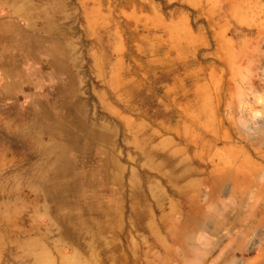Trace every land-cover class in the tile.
<instances>
[{
    "label": "rangeland",
    "instance_id": "rangeland-1",
    "mask_svg": "<svg viewBox=\"0 0 264 264\" xmlns=\"http://www.w3.org/2000/svg\"><path fill=\"white\" fill-rule=\"evenodd\" d=\"M186 13L208 41L196 59L112 92L99 73L110 66L113 21L92 13L86 24L77 0H0V264H264V0H203L197 15ZM200 65L204 72L183 85L218 70L229 148L195 165L202 185L192 228L184 234L178 224L164 249L141 236L137 221L105 231L98 194L96 220H87L80 191L101 187L98 169L125 149L114 111H142L173 128L165 113L175 110L156 91ZM155 162V198L172 187L180 200L179 171L171 170L178 159ZM74 188L80 206L71 204Z\"/></svg>",
    "mask_w": 264,
    "mask_h": 264
},
{
    "label": "crops",
    "instance_id": "crops-1",
    "mask_svg": "<svg viewBox=\"0 0 264 264\" xmlns=\"http://www.w3.org/2000/svg\"><path fill=\"white\" fill-rule=\"evenodd\" d=\"M112 1L117 2L112 6L113 10L107 0H77L86 24L91 21L90 15L95 13L106 22L113 21L116 26L110 66L104 73H99L112 92L120 91L126 79L132 86L139 87L149 76L148 71L165 73L174 65L193 61L198 50L208 45L206 35L201 30L196 32L191 29L192 16L186 13L189 9L197 15L203 0ZM166 5L169 8L164 10ZM107 6L110 8L108 12L105 10ZM10 10L6 7L7 14ZM116 18H119V22ZM119 26L120 30H117ZM183 49L189 50L190 55L183 54ZM204 70L203 65L188 69L164 87L165 99L161 101L167 109L176 112L173 128L161 121L150 120L142 111H139L138 117L114 111L125 151L121 150L120 157L114 156L108 160L109 165L98 169L101 187H84L80 191L81 197L78 196L79 190L73 189L71 204L80 206L78 199L82 198L87 220H96L94 199L98 194L103 201L98 203L101 206L98 220L105 231H115L120 222L137 221L143 231L141 236L154 241L157 239L158 245L164 249L166 245H162L161 240L171 237L177 231L178 224L184 222L178 228L184 234L192 228V214H197L193 207L200 204L197 196L202 185L200 164L205 163L207 157L213 159L225 150L228 152L229 148L220 116L218 70L211 68L205 82L189 89L183 85L185 79L197 76ZM205 136H210V140L205 142ZM201 141L203 143L200 145ZM143 143L148 145L144 147ZM187 146L191 147L188 155L185 150ZM203 146L207 150H202ZM166 154L176 162L178 159L179 165L171 170L174 173L179 171L181 182L177 191L180 200L171 198L172 187L158 189L159 198H155L156 182L154 176L150 175L156 172L155 166H159V169L162 167L155 162V157ZM196 164L200 166L196 167ZM139 175H143L141 184L138 182ZM90 181H95V178L90 177ZM88 199L90 201L87 203ZM180 205L186 208L183 212L179 209ZM156 206L159 213H156ZM187 213L191 216H186ZM130 229L129 224L127 230Z\"/></svg>",
    "mask_w": 264,
    "mask_h": 264
},
{
    "label": "trees",
    "instance_id": "trees-1",
    "mask_svg": "<svg viewBox=\"0 0 264 264\" xmlns=\"http://www.w3.org/2000/svg\"><path fill=\"white\" fill-rule=\"evenodd\" d=\"M156 96H160V97H163V89L159 88L157 91H156ZM167 114V116H170V118H172L173 120L176 119V114L174 111H170L169 113H165Z\"/></svg>",
    "mask_w": 264,
    "mask_h": 264
}]
</instances>
